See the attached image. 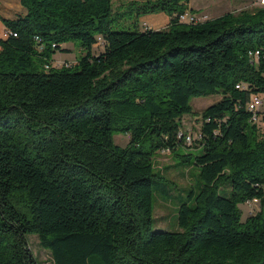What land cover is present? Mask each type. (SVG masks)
<instances>
[{
  "label": "trees",
  "instance_id": "16d2710c",
  "mask_svg": "<svg viewBox=\"0 0 264 264\" xmlns=\"http://www.w3.org/2000/svg\"><path fill=\"white\" fill-rule=\"evenodd\" d=\"M21 2L0 38V264H37L31 234L51 264H264V108H247L264 93V6L189 23L190 0H130L114 30V0ZM157 13L168 26L143 30ZM69 42L85 52L55 66ZM211 95L189 144L182 119ZM195 144V202L153 230L155 154Z\"/></svg>",
  "mask_w": 264,
  "mask_h": 264
},
{
  "label": "rangeland",
  "instance_id": "374dc122",
  "mask_svg": "<svg viewBox=\"0 0 264 264\" xmlns=\"http://www.w3.org/2000/svg\"><path fill=\"white\" fill-rule=\"evenodd\" d=\"M128 2L130 0H114L112 20L114 30L132 26L131 21L127 20V16L120 17L118 14L120 13V9L125 8ZM190 4L197 11L192 12L189 10L191 13H206L210 18L231 11L239 12L242 9L252 10L258 6L257 0H191ZM216 4H220V9H216ZM145 18L143 19L144 22L147 21ZM140 27L144 29L145 25L140 22ZM66 44H70L68 46L71 53L58 51L56 53L57 57L52 62L55 66L63 63H75L77 58L85 52L79 43L69 42ZM103 49V46H97L94 48V52L98 54ZM262 98L264 100V93H262ZM219 99H221V95L193 97L191 99L194 113L187 114L182 119V129L186 135L195 137L201 132V112ZM114 140L116 144L125 146L129 141V136L124 133H116ZM201 149V147L196 148V144L191 147L182 145L172 152L169 151L163 154L158 151L155 154V172L159 174V178H156L153 183V230H178L177 213L179 207L186 202L191 205L194 204L195 195L200 190V170L195 165V156L202 152ZM188 153L193 155L190 160L179 156ZM256 202L250 201L240 204L243 211L242 220H245L249 215L254 214L259 209ZM28 240L29 247L37 260V264H51L53 260L51 252L41 246L38 235H29Z\"/></svg>",
  "mask_w": 264,
  "mask_h": 264
},
{
  "label": "crops",
  "instance_id": "0c3cea01",
  "mask_svg": "<svg viewBox=\"0 0 264 264\" xmlns=\"http://www.w3.org/2000/svg\"><path fill=\"white\" fill-rule=\"evenodd\" d=\"M190 3H191V0L188 4L189 9H193L195 12H197L195 8L191 6ZM216 5H217L216 9L217 10L220 9L219 8L220 4H216ZM26 14H27V9L25 8V6H23L21 0H0V38L3 37L5 28H6V25L4 24V20L17 19L18 17L25 16ZM146 16L147 18H145ZM146 16H143L140 18V22H142L143 25H145V28L143 30L162 29V28L167 27L170 21V17L164 13H157L151 16L150 15L149 16L146 15ZM144 18L145 20L147 19L146 22L143 21ZM68 45L70 44H64L63 47L70 49ZM68 53H71V52H68ZM56 57H57V54L54 55V58Z\"/></svg>",
  "mask_w": 264,
  "mask_h": 264
},
{
  "label": "built area",
  "instance_id": "2783aa9c",
  "mask_svg": "<svg viewBox=\"0 0 264 264\" xmlns=\"http://www.w3.org/2000/svg\"><path fill=\"white\" fill-rule=\"evenodd\" d=\"M259 2H264V0H257V3H259ZM208 18H209V16L206 13L196 14V13H191L189 10L181 15V20L189 22V23L202 22V21H204V20H206ZM10 34H11V31L5 29L3 37L4 38L8 37ZM259 56H260V51H258V50L255 51V52H250L251 62L256 64L259 61ZM63 65L69 66L71 64L63 63V64H57L56 66L59 67V66H63ZM237 87L244 89V88H247V85L241 83V84H238ZM263 104H264V100L262 98V94L261 93H253V94H251L250 99H249V101L247 103V108L253 114V118H252L253 122H258L259 121V116H260L259 112H262L261 110L263 109ZM263 124H264V122H263ZM181 135H182V132H181ZM199 136H200V134L198 135V137ZM186 140H187V142L189 144H192L193 143V136L187 135L186 136ZM169 151L170 150H168V149H163V150H161V153L165 154V153H168Z\"/></svg>",
  "mask_w": 264,
  "mask_h": 264
},
{
  "label": "bare ground",
  "instance_id": "6f19581e",
  "mask_svg": "<svg viewBox=\"0 0 264 264\" xmlns=\"http://www.w3.org/2000/svg\"><path fill=\"white\" fill-rule=\"evenodd\" d=\"M257 5H258V7H262V6H264V2H259V3H257Z\"/></svg>",
  "mask_w": 264,
  "mask_h": 264
}]
</instances>
